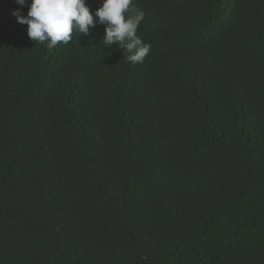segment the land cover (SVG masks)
<instances>
[{
	"label": "trees",
	"instance_id": "16d2710c",
	"mask_svg": "<svg viewBox=\"0 0 264 264\" xmlns=\"http://www.w3.org/2000/svg\"><path fill=\"white\" fill-rule=\"evenodd\" d=\"M135 3L142 63L0 0V264H264V0Z\"/></svg>",
	"mask_w": 264,
	"mask_h": 264
},
{
	"label": "clouds",
	"instance_id": "9594fccd",
	"mask_svg": "<svg viewBox=\"0 0 264 264\" xmlns=\"http://www.w3.org/2000/svg\"><path fill=\"white\" fill-rule=\"evenodd\" d=\"M22 7H28L27 16L20 8L13 11L20 24L28 26L30 39L36 43L47 42L49 48L60 43L68 44L73 32L90 34L97 24L104 25V46L114 43L125 50V57L131 63H142L149 54L151 45L138 35V28L145 19V12L135 0H102L93 15L86 0H16Z\"/></svg>",
	"mask_w": 264,
	"mask_h": 264
}]
</instances>
